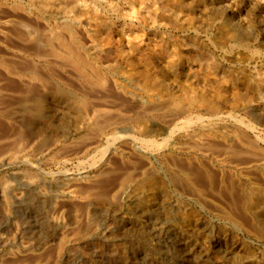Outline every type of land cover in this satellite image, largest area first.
Masks as SVG:
<instances>
[{
    "label": "rangeland",
    "instance_id": "rangeland-1",
    "mask_svg": "<svg viewBox=\"0 0 264 264\" xmlns=\"http://www.w3.org/2000/svg\"><path fill=\"white\" fill-rule=\"evenodd\" d=\"M260 43V0H0V264H264Z\"/></svg>",
    "mask_w": 264,
    "mask_h": 264
},
{
    "label": "bare ground",
    "instance_id": "bare-ground-1",
    "mask_svg": "<svg viewBox=\"0 0 264 264\" xmlns=\"http://www.w3.org/2000/svg\"><path fill=\"white\" fill-rule=\"evenodd\" d=\"M53 2V1H52ZM49 4V3H48ZM58 4V3H57ZM260 6L262 7V8H264V0H260ZM186 9V8H185ZM83 14V13H82ZM28 23V22H27ZM26 23V24H27ZM30 23V22H29ZM33 24V23H32ZM34 25V24H33ZM32 25V26H33ZM28 26H30V24H28ZM33 28L35 29V26H33ZM30 29H32L31 27H30ZM39 30V29H38ZM34 31V30H33ZM36 33V32H35ZM72 35V34H71ZM57 37V36H56ZM57 39H58V41H61L64 45V48H66V49H64V50H66V53L65 54H63V56L65 55V56H68L71 60H72V62L76 65L75 67L77 68V66L78 67H80V66H82V65H84L85 64V61L83 60V58L82 57H80V56H77V55H79V54H75V51H74V47L72 48L70 45H68V44H65V42L67 41V39H65V42H63L62 41V39H61V37H57ZM71 41V40H70ZM69 41V42H70ZM60 42V43H61ZM66 43H68V41L66 42ZM71 44V43H70ZM74 44V43H73ZM76 44V43H75ZM261 46L263 47V48H261ZM259 49H260V51H261V49H264V43H260V46H259ZM56 51V50H55ZM64 52V51H63ZM62 53V52H61ZM69 59V60H70ZM87 62V61H86ZM82 68H84V70H86L87 69V67H86V69H85V67H82ZM134 68V67H133ZM89 69V68H88ZM140 70V69H139ZM87 72V71H86ZM139 72V71H138ZM137 72V73H138ZM141 72V71H140ZM32 73V72H31ZM34 73V72H33ZM144 73V72H143ZM138 74H140L141 75V73H138ZM145 74V73H144ZM143 75V74H142ZM91 77V76H90ZM143 77H144V79L146 80V81H148V83H149V81H150V77H146V75L144 76L143 75ZM92 78V77H91ZM148 79V80H147ZM100 82V81H99ZM151 82V81H150ZM147 83V84H148ZM154 85V84H153ZM156 87H157V84H156ZM150 88H151V86H150ZM156 89H158V88H156ZM246 127L247 128H249V129H251V130H254L255 129V127H254V125H252L251 123H246Z\"/></svg>",
    "mask_w": 264,
    "mask_h": 264
}]
</instances>
